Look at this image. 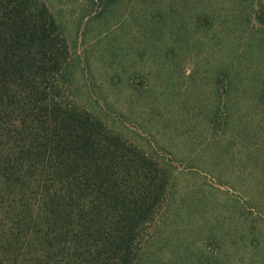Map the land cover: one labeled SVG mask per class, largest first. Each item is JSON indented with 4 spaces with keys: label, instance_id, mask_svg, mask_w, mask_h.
I'll use <instances>...</instances> for the list:
<instances>
[{
    "label": "rangeland",
    "instance_id": "obj_1",
    "mask_svg": "<svg viewBox=\"0 0 264 264\" xmlns=\"http://www.w3.org/2000/svg\"><path fill=\"white\" fill-rule=\"evenodd\" d=\"M40 1L61 101L161 193L134 264H264V0Z\"/></svg>",
    "mask_w": 264,
    "mask_h": 264
},
{
    "label": "trees",
    "instance_id": "obj_2",
    "mask_svg": "<svg viewBox=\"0 0 264 264\" xmlns=\"http://www.w3.org/2000/svg\"><path fill=\"white\" fill-rule=\"evenodd\" d=\"M67 49L43 2L0 0V264H134L159 207L102 126L61 101Z\"/></svg>",
    "mask_w": 264,
    "mask_h": 264
}]
</instances>
